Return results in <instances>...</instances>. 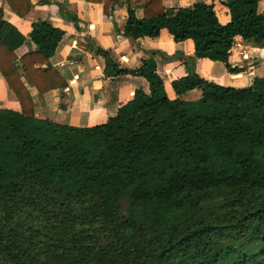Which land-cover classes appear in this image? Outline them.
I'll return each instance as SVG.
<instances>
[{
  "label": "trees",
  "instance_id": "1",
  "mask_svg": "<svg viewBox=\"0 0 264 264\" xmlns=\"http://www.w3.org/2000/svg\"><path fill=\"white\" fill-rule=\"evenodd\" d=\"M259 1L223 0L222 23L203 0H145L141 18L128 6L123 34L166 28L176 41L192 39L194 57L239 72L228 61L236 36L264 47ZM11 7L24 15L30 3ZM63 34L32 22L36 49L21 56L22 75L41 94L66 85L49 61ZM25 40L0 16V72L20 104L0 107V264H264V76L232 86L187 65L171 98L154 49L131 69L93 47L106 72L141 75L149 89L136 88L102 123L73 125L35 115L14 64ZM192 88L201 95L184 98Z\"/></svg>",
  "mask_w": 264,
  "mask_h": 264
},
{
  "label": "crops",
  "instance_id": "2",
  "mask_svg": "<svg viewBox=\"0 0 264 264\" xmlns=\"http://www.w3.org/2000/svg\"><path fill=\"white\" fill-rule=\"evenodd\" d=\"M14 1L0 0V16L26 36V40L14 51V64L33 97L37 117L73 125L98 124L116 114L118 107L133 97L136 88L148 91L149 83L141 75L106 72L105 58L93 47L107 50L119 68L131 69L141 65V59L146 55L143 50L154 49L157 71L171 98L176 96L171 81L185 75L187 65L205 78L232 86H245L252 82L253 77L264 76V47L241 36H236L228 61L232 66L243 69L230 72L223 62L194 57L192 39L176 41L166 28H162L156 36L145 35L133 39L124 35L128 6H132L135 15L141 18L145 14V0H26L30 3V9L24 15L11 7ZM195 1L198 0H162V3L165 7H175L187 6ZM203 1L213 5L222 23L230 19L223 0ZM15 4L18 9H23V3ZM59 4H63L65 10L78 21L75 23L69 19L67 13L60 10ZM258 7L264 12V0L259 1ZM36 20H46L64 30L49 61L65 79L66 85L42 94L22 75L21 63L24 53L36 49V44L29 37L32 22ZM201 93L200 88H192L182 96L195 99ZM0 107L20 110L19 101L1 72Z\"/></svg>",
  "mask_w": 264,
  "mask_h": 264
},
{
  "label": "rangeland",
  "instance_id": "3",
  "mask_svg": "<svg viewBox=\"0 0 264 264\" xmlns=\"http://www.w3.org/2000/svg\"><path fill=\"white\" fill-rule=\"evenodd\" d=\"M218 61H220V62H223V61H221V60H218ZM224 63V62H223ZM224 65H225V63H224ZM225 68H226V66H225ZM226 70H227V68H226ZM215 74V73H214ZM218 77H220V76H218ZM221 79L223 80V79H225V78H223V77H221ZM223 81H226V82H228V80L226 79V80H223ZM234 83H236V84H241L242 82H236V81H233Z\"/></svg>",
  "mask_w": 264,
  "mask_h": 264
}]
</instances>
